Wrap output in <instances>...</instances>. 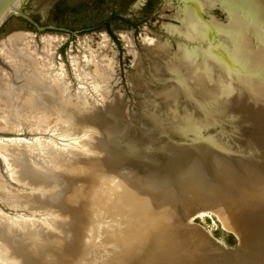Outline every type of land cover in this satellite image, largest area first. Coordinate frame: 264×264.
I'll return each mask as SVG.
<instances>
[{"label":"rangeland","instance_id":"374dc122","mask_svg":"<svg viewBox=\"0 0 264 264\" xmlns=\"http://www.w3.org/2000/svg\"><path fill=\"white\" fill-rule=\"evenodd\" d=\"M261 1L262 4L257 7L252 0L239 1L244 10L236 15H242L244 21H241L253 28L251 34L259 31V34L264 35V2ZM185 3L184 0H60L30 20L23 33L31 36L29 39L36 58L48 59L51 55L52 59H49L53 65V74L59 77L63 86L65 85L69 91H67V99L71 103L69 115H72L74 110L72 105L78 106V100L87 99V104H93L103 113L106 109L115 118L118 129L121 130L120 133L113 130L115 146L127 145L125 153L130 155L128 149H132L133 153L145 157L152 163L149 167L151 170L152 166L159 162L165 165V169L162 170V174L165 175L161 196L157 197L152 191H147L148 203L143 209L135 202L128 203L132 209L143 212L148 218L143 221L146 226L143 233L147 234L143 252L147 253L150 249L152 251L156 245V233L149 218L152 215L163 217L177 209L181 215L177 220L178 225L188 227L196 233L191 239L186 240L191 247L190 249L180 247L166 254L157 245L158 257L163 259L161 260L164 264H213V259L207 263V256L204 262L198 255L196 236L201 233L203 244L200 251H205L207 254L205 242L226 252L238 250L241 247L239 237L223 222L229 224L228 220L232 222L236 220L238 223L237 219L241 217L228 219L225 217V212L238 208L243 203H251L249 200L256 201L251 198L257 195L261 199L264 197L260 196L261 193L264 195V170L263 166L256 162V153L259 152L260 158L259 149L261 145L264 146V129L259 127V122L264 125V108L260 106L264 104L262 95L264 56L261 48L264 39L248 35L255 41L250 45L254 51H259V58L247 59L243 55L246 49L240 42L244 31L240 32L232 26L227 15L219 9V5L214 4L215 9L209 11L208 15L215 20L219 30L207 32L190 26L187 18L185 19L188 17ZM203 21H206L205 18ZM243 50L244 53L241 54ZM14 51L15 54H19L18 49ZM3 74L9 75L14 80V69L8 59L0 69V75ZM187 75H190L191 81H187ZM94 76H102L106 79L105 90L100 84L96 85L95 81L94 84L91 83ZM204 81L212 83L211 88H205L202 85ZM174 90L177 94L170 93ZM183 90L185 94L189 92L192 96L181 95ZM248 92H251L252 96L247 97L245 94ZM219 93L239 99L243 107L250 110L251 118L255 113L257 114L254 119L256 134L247 132L248 127L234 129L237 127L235 120L250 121L246 118L241 119L234 113L229 115L225 110L227 106H223L221 102H214L218 100ZM159 104L163 106L161 108L163 121L156 124L159 130H152L147 127L146 117L147 114L153 116V107L157 108ZM228 104L230 103H226ZM166 125L170 126L171 131ZM62 127L58 120L56 128ZM68 127L70 125L66 124L63 128ZM30 137L25 133L20 139ZM14 138L18 136L0 132L1 140ZM59 139L61 140L62 137ZM59 139L53 141L59 143ZM63 139L65 141L62 142L67 144L68 138ZM53 146L54 150H59L55 148L54 143ZM157 146L163 148V151L159 150V152L173 156L163 153H158L156 156L154 148ZM176 149L183 153L189 152L198 160L201 167L190 169L189 162L183 161L182 155H179ZM66 150L64 153L81 155ZM208 150H211L212 154L205 156V151ZM99 157L98 155L93 157L94 162ZM89 159L92 160L86 158ZM171 159L182 165L181 171L176 172V175H180L181 181L180 187L177 188L178 201H173L177 190L168 180L169 167L166 166L172 162ZM55 163L58 164L60 161ZM190 170H193L191 174L188 173ZM123 172L137 171L122 168L120 173ZM100 173L111 179L116 176V172L103 168ZM0 174L6 175L1 159ZM60 183L63 187L59 185L57 190L53 188L52 191L55 194H66L70 185ZM225 201L229 206L224 203ZM89 205L94 206V202L91 200ZM0 207L11 215L19 213L22 219L31 217L21 210H10L1 203ZM98 207L105 211L109 210L107 205L99 204ZM79 212L87 219L86 222L83 220L81 226L83 230L90 218L94 220V215L88 209ZM254 214L255 211L249 212L234 225H238L237 227H241L242 230H250L246 217L253 218ZM124 218L128 220L135 217L132 214H124ZM35 219L51 224L52 229L48 231L53 234L47 232V228L42 224H37L36 229L44 232L45 235L67 238L68 234L58 232L56 229L57 225H61L66 219L49 214H41ZM244 224H247L246 228ZM106 228L109 227L102 226V229ZM89 236L90 234L83 230V233H77L73 239L82 242L84 256L93 257L101 254L100 250L90 245ZM77 246V244H67L69 251H75L78 249ZM131 248L134 256L129 262L138 264L137 260L142 258L140 246L132 244ZM38 254L36 251L35 255ZM61 255L55 253L41 256L44 258V264H56L57 261L54 262L53 258ZM263 255L264 249L260 254H255L258 258ZM89 260L85 257H76L71 264L94 263Z\"/></svg>","mask_w":264,"mask_h":264},{"label":"bare ground","instance_id":"6f19581e","mask_svg":"<svg viewBox=\"0 0 264 264\" xmlns=\"http://www.w3.org/2000/svg\"><path fill=\"white\" fill-rule=\"evenodd\" d=\"M184 1L187 5L186 15L188 16L184 17L187 18L190 26L197 30L204 29L207 32L219 30L215 20L208 17L209 11L215 9L214 4L219 5V9L227 15L232 26L239 29L240 32L244 31L243 39H240L246 49L244 57L255 60L259 58V51H254L250 45L252 42L255 43L251 37L264 39V35L259 34V31L251 34L253 28L244 24L242 15H236L244 10L239 4L240 0ZM252 1L256 7L262 4L261 0ZM203 18L206 21H203ZM204 37L206 38V36ZM29 38L31 36L28 33H22L7 58L14 69V80L9 75H0V132L18 136L14 139H0V159L6 170V175L0 174V203L10 210H21L32 218L22 219L19 213L11 215L0 207V264H22V262L23 264H44V258L41 255L48 254L50 256L55 253L62 254L60 257L53 258L54 262L57 261L56 264H71L73 258L76 257L90 259V262H94L92 264H130L129 260L134 256L132 244L140 246L141 257L145 255L143 246L146 243L147 234L143 233L146 230L143 221H146L147 217L143 212L132 209L128 203L135 202L143 209L144 205L148 203L147 191H152L157 197L161 196L165 175L162 174V170L165 169V165L162 162L156 165L153 163L155 166H152L151 170L149 167L152 163L145 157L133 153L132 149H128L130 155H127L125 153L127 145L115 146L113 130L121 132L115 118L106 109L103 113L97 110L93 104H87V99L86 101L78 100V106L72 105L74 110L72 115H69L71 103L67 99L68 89L65 88V85L63 86L59 77L53 74V65L49 59L51 55L48 59L36 58ZM261 48L264 56L263 43ZM14 49H18L19 54H15ZM244 50L241 54L244 53ZM190 79H192L190 75H187V81H191ZM93 81L96 85L100 84L102 89H106L107 82L104 77L94 76L91 81L94 84ZM202 85L209 89L212 83L204 81ZM174 92L177 94L176 90L170 91V93ZM181 95L192 96L189 92L185 94L184 90ZM245 95L250 97L252 93L248 92ZM262 95L264 97V84ZM214 102H221L223 106H227L225 110L229 112V115L234 113L239 115V118H246L250 121L235 120L237 126L234 128L235 130L248 127L247 132L256 134L254 119L257 114L255 113L251 118L250 110L244 108L239 99L219 93L218 100ZM226 103L231 105H226ZM260 106L264 108V104ZM156 107H153L154 115L147 114L146 117L147 127L152 130H159L156 124L163 121V110L161 109L163 106L159 104ZM58 120L63 127L69 124L72 130L70 127L57 129ZM259 125L264 129L261 122ZM166 128L171 131L169 125H166ZM85 132L91 134L88 135ZM25 133L31 137L20 139V136L23 134L25 136ZM59 137L62 139L60 140ZM63 138H68L67 144L62 142L65 141ZM56 139H59V143L53 141ZM53 143L55 148L59 149L58 151L54 150ZM66 149L81 155L64 153L67 151ZM154 150L156 156L158 153L170 155L166 152H159V150L163 151V148L159 146ZM176 152L181 154L180 150L176 149ZM97 155L100 157L94 162ZM190 155L187 152L183 158L190 160V169H196L199 164L191 159ZM80 156L84 157L80 158ZM86 158H91L93 161L86 160ZM58 161L60 163H55ZM171 161L166 166V168L169 167L170 178L168 180L177 190L173 201H178L177 188L181 184L180 175H176V160L171 159ZM101 168L116 172V176L111 179L102 175ZM122 168L136 169L137 172L120 173ZM192 171L190 170L188 173L191 174ZM149 181L151 183H148ZM60 182L70 185L66 194H55L52 191L53 188L57 190L60 186L63 187ZM235 187L233 186V188ZM260 196L264 195L261 193ZM257 197L258 195L251 198L256 201L249 200L251 203H243L240 207L225 212V217L228 219L241 217L237 219L239 223L242 216L255 211L253 218L245 216L250 230H242L241 227H237L238 225H234L236 220L235 222L228 220L229 224L225 223V220L223 222L239 237L241 247L238 250L226 252L205 242L204 247H206V251L208 249L207 254L205 251H200L203 244L201 233L196 236L199 249L197 253L204 262L208 260L207 263H210V260L213 259V264H264V255L259 258L255 256L256 253L260 254L264 249V197L262 199ZM91 200L94 202V206L89 205ZM224 203L229 206L228 202ZM99 204L107 205L109 210L100 209ZM117 207L122 209L119 210ZM85 209L91 211L94 220L90 218L83 230L90 234V245L102 252L93 257L84 256L82 242L73 239L77 233H83L81 226L83 220L86 222L87 219L79 211ZM123 213L132 214L135 218L125 220ZM41 214H49L54 217L56 215L60 219H66L61 225H57L56 229L58 232L68 234L67 238L53 237L54 235L51 236L49 233L47 236L44 232L37 230L38 223L45 226L47 232H51L48 230L52 229L50 223L35 219ZM48 217L50 218V216ZM179 217L181 215L176 209L163 217L152 215L149 218L152 229L156 233V245L152 252L156 253L157 245L166 254L170 250L180 247H191V244L186 240L191 239L196 233L188 227L178 225ZM67 220L68 223H66ZM238 223L236 222V224ZM103 225H107L109 228L102 229ZM246 225L244 224V227ZM51 234L53 233L51 232ZM67 244H77L79 247L77 246L78 249L73 252L68 250ZM187 245L189 246L187 247ZM36 251L39 253L38 255H35Z\"/></svg>","mask_w":264,"mask_h":264},{"label":"water","instance_id":"95a60500","mask_svg":"<svg viewBox=\"0 0 264 264\" xmlns=\"http://www.w3.org/2000/svg\"><path fill=\"white\" fill-rule=\"evenodd\" d=\"M60 0H0V69L7 60L11 51L15 47L22 33L26 29L30 20L53 6ZM259 146V145H258ZM201 150V149H200ZM260 158L256 153V162L261 164L264 170V146L261 145ZM207 154H212L211 150L205 151ZM186 153L181 152V158L185 162L190 160L184 159ZM190 158L195 162L201 164L193 155ZM181 161V162H183ZM180 163V162H179ZM176 162L177 172L181 171L182 165ZM138 264H164L158 257L157 253L152 252L151 249L142 258H139Z\"/></svg>","mask_w":264,"mask_h":264},{"label":"trees","instance_id":"16d2710c","mask_svg":"<svg viewBox=\"0 0 264 264\" xmlns=\"http://www.w3.org/2000/svg\"><path fill=\"white\" fill-rule=\"evenodd\" d=\"M114 18V17H113ZM108 27V26H107Z\"/></svg>","mask_w":264,"mask_h":264}]
</instances>
